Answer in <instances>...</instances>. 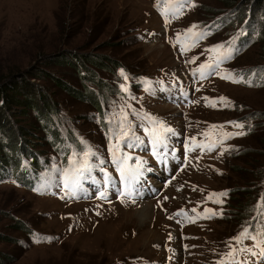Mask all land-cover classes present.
Wrapping results in <instances>:
<instances>
[{"label":"rangeland","instance_id":"1","mask_svg":"<svg viewBox=\"0 0 264 264\" xmlns=\"http://www.w3.org/2000/svg\"><path fill=\"white\" fill-rule=\"evenodd\" d=\"M154 1L0 0V78L33 72L27 78L46 92L92 152L88 163L81 160L72 170L64 172L59 164L41 169L36 188L0 182V264H217L229 242L235 243L232 238L244 227L240 220L264 188L262 42L239 51L236 39L232 56L205 78L194 70L214 55L210 48L227 44L250 23L251 4L237 0L245 4L240 10L228 6L235 0H185L183 14L166 25V39ZM228 15L232 20L224 24ZM221 19L214 34L203 27ZM192 25L204 36L182 51L180 43L174 46L177 34ZM66 56H79L108 84L119 82L118 108L127 114L129 137H117L111 151L85 96V81ZM118 64L125 69L115 74ZM229 73L251 80V86L222 78ZM220 97L230 105L210 106ZM44 101L37 99L40 108ZM7 119L13 129L23 127L22 136L43 158L61 163L34 111L14 105ZM213 125L247 134L222 141L216 136L220 142L212 150L193 147L207 142L204 134ZM5 142L10 139L1 130L2 153ZM129 193L128 202L121 201ZM147 204L149 215L141 220L137 210ZM182 209L187 215L175 218ZM250 241L244 244L255 243ZM244 257L252 264L259 260Z\"/></svg>","mask_w":264,"mask_h":264},{"label":"trees","instance_id":"2","mask_svg":"<svg viewBox=\"0 0 264 264\" xmlns=\"http://www.w3.org/2000/svg\"><path fill=\"white\" fill-rule=\"evenodd\" d=\"M236 1L231 2L232 4L228 6L237 7L236 9L242 10L245 4L250 3L251 11L253 10L250 23L242 27V29H245L243 31H246L244 32L246 35L241 38V41L245 42L246 47L259 41L262 42L260 55L264 56V0H247L244 5H240L239 1ZM226 18L227 21L224 24H228L232 20L229 15ZM222 21H225V19L209 22L211 27L214 28V32L220 29L223 24ZM65 59L69 61L68 56ZM94 61L97 62L98 60L95 59ZM69 64H72L75 68L77 65L76 69L79 72V77L86 84L84 86L85 96H90L88 99L93 104L96 118L100 122L99 128L103 132V135L105 133L110 137L112 134L110 133L111 128L116 125V121L120 119L122 113L120 110L114 108L118 107L120 103L119 82L113 84L104 82L96 74H92L90 69L85 67L79 56L70 57ZM123 68L124 66L118 64L115 67V74L119 69ZM24 72L18 71L0 78V132L2 130L6 137L10 139V142H5L4 152L0 151V182L9 180L11 183L14 182L20 186L24 185L25 187L34 188L37 182L41 180V169L47 170L51 166L59 164L64 170H72L73 160L86 157L91 158L92 152L83 145L80 135L76 134L73 129L69 128L70 126L66 125L67 122L65 120L67 118H64V114L56 108L55 103L52 104L50 102L46 92L42 89L39 90L36 84L29 77L27 78L33 72ZM88 82L93 85H87ZM67 88L68 90L71 89L68 86ZM71 92L76 94L74 90ZM19 95L23 97L21 101L18 98ZM38 98L45 100L42 108L37 103ZM17 103L26 106L28 111L35 112V118L41 123L42 128L48 135L50 145L57 149L61 163L43 158L41 152L36 151L31 145V141L26 140L22 136L23 127L19 126V128L13 129L10 125L9 119H7V112H10L11 107L13 108L14 105H19ZM6 126H10L11 131L6 130ZM8 144L9 146H7ZM262 196H264L263 187L256 196L255 202L249 210L248 217L240 220L242 225H250L252 229L258 230L260 225L264 224V216L260 215ZM235 208L239 209L240 205L236 204ZM257 211L259 214L256 215ZM255 215V220L251 221ZM29 232H32V237H41L39 232L30 229Z\"/></svg>","mask_w":264,"mask_h":264},{"label":"snow or ice","instance_id":"3","mask_svg":"<svg viewBox=\"0 0 264 264\" xmlns=\"http://www.w3.org/2000/svg\"><path fill=\"white\" fill-rule=\"evenodd\" d=\"M185 0H175V3L173 4L172 0H155V6L161 10L162 15L164 16L165 23H170L171 18H178L180 15L183 14L182 9L184 6ZM194 6V5H191ZM197 25H192L189 29L185 30L184 33H178L177 39L174 42V46L176 43L181 44V50L187 51L189 47L195 46L196 42L204 36L203 32L197 31ZM239 35H243V32L239 33ZM237 37H233L231 41L227 42V44H219L216 46H213L208 51L210 53H213L214 55L209 56V61L206 63H203L199 66V68L194 70V75L196 73L200 74V77L203 79L205 78L206 74H210L212 71L217 69L219 65L227 58H230L235 51V49L232 47V44L235 43V40L238 39ZM188 41H191V44H188ZM194 62V61H190ZM215 74H220L219 72H216ZM121 75L124 76L125 79H127L126 74L121 70ZM224 79H230L234 83H244L251 86L252 82L251 80H246L243 77L236 78L232 74H224L222 76ZM123 87V86H122ZM125 92L128 91L126 87L123 89ZM207 100V98H206ZM217 102L223 103L224 106H229L230 101L226 97H220L218 98V101H209L210 106L215 107ZM127 120V114L123 112L121 115V120L119 123L120 128V135L121 137L128 136V129L124 127ZM235 128L243 129L245 125L243 123L230 121ZM216 129H220L219 132H216ZM223 125H213L210 126V129L208 132H206L204 135L206 137L207 142H200V143H194L193 147H202L206 150H212L216 147L217 143L220 142L216 139V136H219L221 138V141L223 139H228L234 136H242L246 135L247 133L244 131L239 132H223ZM114 147H118L114 146ZM115 156V152H114ZM122 173L124 170H121ZM67 179H71L70 177H67ZM67 186V185H66ZM104 194L101 193V196ZM123 195V194H122ZM131 195V193H129ZM227 193H210L208 199H212L213 197H219V196H225ZM134 202V201H133ZM216 203H223L222 200L217 199L215 201ZM260 215L264 216V196L261 197L260 201ZM195 211V209L193 210ZM210 215H216L213 210L209 209L207 210ZM178 216H186V212L182 209L177 213ZM188 219L192 220V217H188ZM194 222V220H193ZM251 229V230H250ZM47 239H51L50 237ZM246 240L254 241L255 243L252 246H247L244 244ZM232 241L235 243L233 244L231 241L229 242V251L225 253L221 259L217 262V264H252V261L247 259L246 257L241 258L242 254H247L248 256H251L252 258L259 257V260L257 261V264H260V261H264V224H261L259 229H252L249 225L248 227H244L243 230L238 233L237 236L232 238Z\"/></svg>","mask_w":264,"mask_h":264},{"label":"bare ground","instance_id":"4","mask_svg":"<svg viewBox=\"0 0 264 264\" xmlns=\"http://www.w3.org/2000/svg\"><path fill=\"white\" fill-rule=\"evenodd\" d=\"M251 15V14H250ZM43 199V198H42ZM149 204L147 205H144L142 206L139 210H137V215L140 217L139 219L141 220H144L148 217L149 215V209H148V206ZM150 206V205H149ZM150 208V207H149Z\"/></svg>","mask_w":264,"mask_h":264}]
</instances>
